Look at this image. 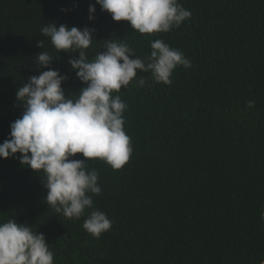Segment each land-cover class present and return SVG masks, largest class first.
<instances>
[{
  "label": "trees",
  "instance_id": "obj_1",
  "mask_svg": "<svg viewBox=\"0 0 264 264\" xmlns=\"http://www.w3.org/2000/svg\"><path fill=\"white\" fill-rule=\"evenodd\" d=\"M178 2L191 18L147 35L115 21L96 0H0V143L24 112L18 88L47 70L36 67L38 53L48 52L50 67L67 75L66 97L75 100L85 86L68 63L79 52L57 51L41 33L44 26L94 29L89 61L107 40L127 43L145 58L155 39L192 61L173 71L171 85L137 70L113 92L127 104L124 129L133 151L119 170L98 158L87 161L102 192L80 218L46 203L43 173L21 165L19 153L0 158V222L15 218L43 233L54 264L264 261V0ZM90 4H96L93 20ZM93 210L112 221L99 238L83 228Z\"/></svg>",
  "mask_w": 264,
  "mask_h": 264
},
{
  "label": "clouds",
  "instance_id": "obj_2",
  "mask_svg": "<svg viewBox=\"0 0 264 264\" xmlns=\"http://www.w3.org/2000/svg\"><path fill=\"white\" fill-rule=\"evenodd\" d=\"M96 4L115 21H129L134 31L147 35L179 28L192 15L178 0H96ZM96 4L89 5L90 20L95 19ZM93 31L56 23L42 27L41 33L57 51L79 52L68 63L85 86L75 100L66 97L62 84L67 75L50 67L54 59L48 52L38 53L36 67L47 70L18 88L16 96L24 112L11 123L9 138L0 143V158L19 153L21 165L43 173L46 203L69 219L83 216L93 207V196L102 192L99 174L88 170L87 161L98 158L119 170L133 151L124 129L127 104L113 92L127 87L137 70L150 72L157 83L171 85L178 66L192 67L181 50L161 39L151 41V53L145 58L135 56L127 43L107 40L106 50L89 61L86 50L94 40ZM37 43L43 48V40ZM136 83L142 87L146 80L140 78ZM247 106L253 107L254 101ZM78 153L85 159H77ZM111 227L112 221L99 210L83 222L95 238ZM0 264H54V253L43 233L11 218L0 222Z\"/></svg>",
  "mask_w": 264,
  "mask_h": 264
}]
</instances>
